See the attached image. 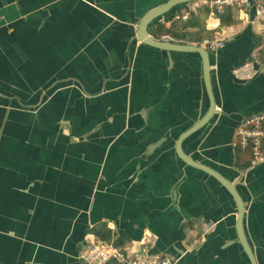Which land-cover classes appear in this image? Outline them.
<instances>
[{"label":"crops","instance_id":"obj_1","mask_svg":"<svg viewBox=\"0 0 264 264\" xmlns=\"http://www.w3.org/2000/svg\"><path fill=\"white\" fill-rule=\"evenodd\" d=\"M172 0H0V264H86L89 244L138 249L177 264H251L228 190L177 153L208 113L202 57L139 41L146 14ZM149 27L157 41L211 54L221 112L186 138L184 154L236 185L245 232L264 264V164L231 147L242 119L264 112V60L254 8L200 11Z\"/></svg>","mask_w":264,"mask_h":264},{"label":"built area","instance_id":"obj_2","mask_svg":"<svg viewBox=\"0 0 264 264\" xmlns=\"http://www.w3.org/2000/svg\"><path fill=\"white\" fill-rule=\"evenodd\" d=\"M254 8L256 21H264V0H195L188 3L174 18V21H189L200 11L211 15H222L229 9L245 11ZM226 40L205 39L201 47L210 54H217L225 47ZM237 80L249 81L264 76V60L255 57L234 69ZM218 112L221 109L216 107ZM231 147L234 150L250 152V167L264 164V112L242 119L236 128ZM153 244L145 238L138 249L123 250L112 245L89 244L80 258L86 264H177L179 259L164 254H151Z\"/></svg>","mask_w":264,"mask_h":264},{"label":"water","instance_id":"obj_3","mask_svg":"<svg viewBox=\"0 0 264 264\" xmlns=\"http://www.w3.org/2000/svg\"><path fill=\"white\" fill-rule=\"evenodd\" d=\"M195 0H172L163 7H160L159 9H155L151 11L150 13L146 14L145 17L141 20L139 25V33H138V39L142 43L149 45L151 47H155L158 49H163L165 51H173V52H183V53H197L202 57L203 62V72L204 73V82H205V88L208 94V98L210 101V109L206 116L192 129L184 133L179 140V143L177 145V153L179 157L188 165L201 169L214 177L219 183H221L228 192L233 196L235 199L237 205H238V222H237V230L239 235V242L241 243L243 250L245 251L248 259L250 260L251 264H257V260L255 257V254L253 252V249L251 245L249 244V241L247 239V235L245 232L244 227V220L246 215V206L244 205V201L239 194L236 185L225 180L223 177H221L217 172L201 165L195 163L192 159L187 157L184 152L182 151L181 144L182 142L188 138L189 136L195 134L197 131L204 128L206 125H208L211 120L213 119L214 115L217 114V105L215 101V95L213 92L212 87V70L213 66L211 63V54L204 49L201 46H189V45H177L174 43L164 42V41H157L154 38H152L148 31L150 30L149 27L151 24H153L155 21L159 20L161 17L169 13L173 8L177 6H186L188 3L193 2Z\"/></svg>","mask_w":264,"mask_h":264}]
</instances>
